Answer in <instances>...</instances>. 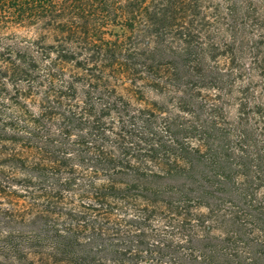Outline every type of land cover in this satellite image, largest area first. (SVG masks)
I'll return each mask as SVG.
<instances>
[{
	"label": "trees",
	"instance_id": "1",
	"mask_svg": "<svg viewBox=\"0 0 264 264\" xmlns=\"http://www.w3.org/2000/svg\"><path fill=\"white\" fill-rule=\"evenodd\" d=\"M0 264H264V0H0Z\"/></svg>",
	"mask_w": 264,
	"mask_h": 264
},
{
	"label": "rangeland",
	"instance_id": "2",
	"mask_svg": "<svg viewBox=\"0 0 264 264\" xmlns=\"http://www.w3.org/2000/svg\"><path fill=\"white\" fill-rule=\"evenodd\" d=\"M117 30V29H116ZM196 210L200 213H205L206 212V209L203 207V206H197ZM155 228V233L159 234V237H160V241L158 244L160 243H163V244H166V243H171L173 245H176V244H186V241H184L180 235H178V233H176L177 231H173L172 228H169V227H165L164 225H161L160 223H156V226L154 227ZM251 227L250 225L246 226V233L249 232ZM157 229V230H156ZM213 234L214 235H220V232L219 230H217L216 228L213 230ZM151 242H154L152 240H150ZM240 252H242V254H245V250L246 248L244 247H238ZM187 249L184 248V249H178V252H180L182 255H184L185 253H187ZM171 258V255H169V252L164 256V260L165 261H168V259Z\"/></svg>",
	"mask_w": 264,
	"mask_h": 264
}]
</instances>
